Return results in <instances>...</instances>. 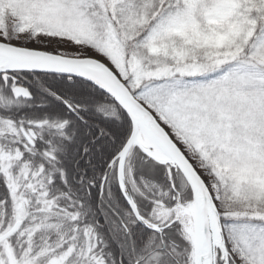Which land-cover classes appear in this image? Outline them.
<instances>
[{
    "label": "snow or ice",
    "instance_id": "obj_1",
    "mask_svg": "<svg viewBox=\"0 0 264 264\" xmlns=\"http://www.w3.org/2000/svg\"><path fill=\"white\" fill-rule=\"evenodd\" d=\"M0 264H264V0H0Z\"/></svg>",
    "mask_w": 264,
    "mask_h": 264
}]
</instances>
